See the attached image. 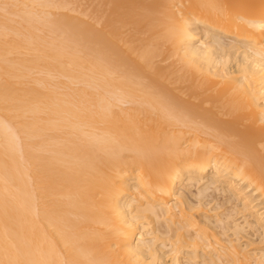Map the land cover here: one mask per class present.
I'll return each mask as SVG.
<instances>
[{"label":"bare ground","instance_id":"bare-ground-1","mask_svg":"<svg viewBox=\"0 0 264 264\" xmlns=\"http://www.w3.org/2000/svg\"><path fill=\"white\" fill-rule=\"evenodd\" d=\"M75 1L0 0V264H264V0Z\"/></svg>","mask_w":264,"mask_h":264},{"label":"rangeland","instance_id":"rangeland-1","mask_svg":"<svg viewBox=\"0 0 264 264\" xmlns=\"http://www.w3.org/2000/svg\"><path fill=\"white\" fill-rule=\"evenodd\" d=\"M94 1H96V0H76L74 3V5L72 6V7H74L75 8V12H74V15L75 16H77V17H79V16H81V13H86V15H87V17L85 18L88 22H91V16H92V13H93V11H94ZM194 191H196L195 189H193ZM211 191L213 190V189H210ZM213 191H215V190H213ZM210 192V191H209ZM211 195H212V192L210 193ZM213 194H218V192L216 193V192H214ZM214 195V196H215ZM219 197H218V195H217V198L216 199H218ZM214 199H215V197H214ZM219 200V199H218ZM220 201H222L221 200V198H220ZM214 202V201H213ZM219 202V201H218ZM220 203V202H219ZM214 204H216V200H215V203ZM214 204H211V206L212 205H214ZM215 206V205H214ZM225 208H223V210H224ZM220 210V209H219ZM221 210H222V208H221ZM220 210V211H221ZM239 217V216H238Z\"/></svg>","mask_w":264,"mask_h":264}]
</instances>
